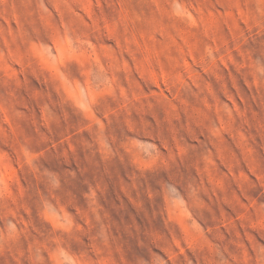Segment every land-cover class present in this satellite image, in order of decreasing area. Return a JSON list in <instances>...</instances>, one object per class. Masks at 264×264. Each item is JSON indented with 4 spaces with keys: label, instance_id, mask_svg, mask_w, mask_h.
I'll return each mask as SVG.
<instances>
[{
    "label": "rangeland",
    "instance_id": "obj_1",
    "mask_svg": "<svg viewBox=\"0 0 264 264\" xmlns=\"http://www.w3.org/2000/svg\"><path fill=\"white\" fill-rule=\"evenodd\" d=\"M0 264H264V0H0Z\"/></svg>",
    "mask_w": 264,
    "mask_h": 264
}]
</instances>
